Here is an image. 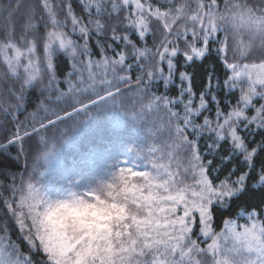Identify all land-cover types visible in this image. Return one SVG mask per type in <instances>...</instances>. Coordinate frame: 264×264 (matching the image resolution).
Segmentation results:
<instances>
[{"label": "snow or ice", "instance_id": "snow-or-ice-1", "mask_svg": "<svg viewBox=\"0 0 264 264\" xmlns=\"http://www.w3.org/2000/svg\"><path fill=\"white\" fill-rule=\"evenodd\" d=\"M0 17V158L24 161L0 169V264H264V0H7ZM124 99L147 135L47 178V130Z\"/></svg>", "mask_w": 264, "mask_h": 264}, {"label": "rangeland", "instance_id": "rangeland-1", "mask_svg": "<svg viewBox=\"0 0 264 264\" xmlns=\"http://www.w3.org/2000/svg\"><path fill=\"white\" fill-rule=\"evenodd\" d=\"M95 98L93 96V99ZM88 100L86 97L83 98L84 103H88ZM138 108L139 105H136L134 109L132 101L124 99L120 107H106L99 111L93 109L91 116L81 113L78 117L70 120L74 125L68 131L52 133L53 135L47 133L46 136L50 140L57 142H52L53 156L49 157L47 161L41 157L39 161L41 170L46 169L47 178L60 180L65 169L72 167L74 163L78 168L90 171L92 166L81 162L87 160L90 153L95 150L111 149L113 156H119L127 143L137 139L139 135H147V124L142 127L136 126L126 115H122V113H130ZM121 121H124L122 127L119 126ZM92 125L105 128L103 133L97 135L102 138V141L97 142L96 139V145L93 144V141L86 143L91 136L88 127ZM145 143L148 145L151 141L146 140ZM64 144L65 147L62 148Z\"/></svg>", "mask_w": 264, "mask_h": 264}, {"label": "trees", "instance_id": "trees-1", "mask_svg": "<svg viewBox=\"0 0 264 264\" xmlns=\"http://www.w3.org/2000/svg\"><path fill=\"white\" fill-rule=\"evenodd\" d=\"M0 3H7V0H0ZM6 16V13L4 14ZM5 19H3V17H0V25H6L7 21H4ZM0 36H2V33H0ZM58 74L63 77L64 73L66 71H68V62L64 57H60L58 60ZM63 87V85H62ZM172 93L175 94V89H172ZM89 99V97H86ZM91 99H93V96L90 97ZM78 107V105H77ZM67 110H71L70 108ZM227 110V109H225ZM61 115L63 113H60ZM21 119H23V116H21ZM69 120H64L62 122H60L55 129L53 128H49L47 130V133H51V135H53L52 133H58V132H65L68 131V129L70 127H72L74 124H72V122ZM89 128V134H91V136H89L88 140L86 143L93 141V144L96 145V139L97 142H101L102 138L98 137L97 135L100 133L104 132L105 128H98V125H92ZM95 130V131H94ZM46 133V134H47ZM56 141V140H51V142ZM57 142V141H56ZM60 142V141H59ZM111 145V144H110ZM65 147V144L62 146V148ZM44 150L43 146L40 147V149H38V151L42 152ZM68 155V154H67ZM73 158V157H71ZM32 162V157H29V163ZM23 159L20 161L19 164H13L12 161L7 160L6 158H0V169H6L9 167V165H11V171L16 172L17 174H19L20 172L23 171ZM68 163V162H67ZM0 181H4L5 183L8 182V178L4 177V176H0ZM222 219L220 218L217 220L216 222V228L217 231H219V228L222 227ZM198 230V229H197ZM9 237L11 240L15 241L17 244H19L22 248L23 251L27 252L28 251V247L26 242L20 237L18 229L14 226L10 224V233H9ZM41 256H34V259L37 260V262L41 259Z\"/></svg>", "mask_w": 264, "mask_h": 264}]
</instances>
